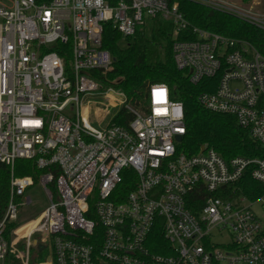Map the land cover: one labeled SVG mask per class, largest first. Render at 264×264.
I'll return each mask as SVG.
<instances>
[{"label": "built area", "instance_id": "2783aa9c", "mask_svg": "<svg viewBox=\"0 0 264 264\" xmlns=\"http://www.w3.org/2000/svg\"><path fill=\"white\" fill-rule=\"evenodd\" d=\"M195 1L264 31L259 1ZM157 17L174 24V61L190 83L217 79L200 104L233 116L264 146V57L247 42L193 26L177 2L0 0V163L11 171L0 264L8 252L30 264L31 249L45 240L39 264H264V215L253 210L264 196L237 192L246 172L264 185V159L227 161L206 146L180 152L185 111L169 86L155 84L145 102L125 106L107 78L114 60L103 48L104 26L130 38ZM182 33L195 40H178ZM92 104L122 105L134 118L99 131ZM18 160L34 161L39 177H17ZM36 184L49 205L27 222V236L17 235L25 223L8 244L6 226L20 223ZM37 234L42 241H33Z\"/></svg>", "mask_w": 264, "mask_h": 264}, {"label": "trees", "instance_id": "16d2710c", "mask_svg": "<svg viewBox=\"0 0 264 264\" xmlns=\"http://www.w3.org/2000/svg\"><path fill=\"white\" fill-rule=\"evenodd\" d=\"M35 1L40 5L51 0ZM170 1L179 4L180 12L193 26L247 42L264 57L263 30L195 0ZM243 1L246 4L251 3V0ZM173 34L174 24L160 17L139 27L136 34L130 38H123L111 23L104 26L103 48L110 52L114 60V66L107 73V78L112 83V88L124 93L125 106L138 107L145 102L151 86L166 84L172 91L173 98L184 106L186 134L181 139L180 152L192 156L206 146L214 149L227 161L235 157L264 159V146L256 142L248 130L239 126L233 116L210 112L200 104L198 100L200 94L212 92L217 79H204L198 85L190 83L184 73L176 67L172 52L175 41ZM186 35L187 33L180 34L178 40H195ZM133 118L131 112L122 108L114 122L119 126H128ZM10 172L8 166L0 163V220L5 216L10 199ZM15 175L38 178L40 171L37 170L34 161L18 160L15 164ZM237 186L240 188L237 192L250 200H258L264 196V185L254 181L249 172H246ZM20 226L19 222L7 224L3 237L8 244L12 240L13 230ZM43 248L39 245L34 248L33 253L31 249L30 264L45 261L47 256L43 257ZM18 249L25 250L23 242L18 244ZM34 253L39 256L33 257ZM4 264H22V262L8 252Z\"/></svg>", "mask_w": 264, "mask_h": 264}, {"label": "rangeland", "instance_id": "374dc122", "mask_svg": "<svg viewBox=\"0 0 264 264\" xmlns=\"http://www.w3.org/2000/svg\"><path fill=\"white\" fill-rule=\"evenodd\" d=\"M254 1H259L261 3L262 6L260 9H262V11L264 12V0H254ZM93 100L102 103H106L107 101L104 99H100L99 97L93 98ZM112 101L113 100L110 99L109 102ZM100 108H102V105L95 106L94 104H92V110L90 112L91 125L95 129L99 131H103L105 127L109 125L111 122H113L115 118L118 116L119 111L122 108V105H119L117 107H110L108 108V110H102V111L99 110ZM27 197L32 199V203L28 206L24 205L22 208H20L19 210L20 225L25 224L31 220H36L42 214V212L46 210V208L49 205L48 196L45 193L44 189L39 184H36L35 187L29 189L26 192V195L24 197V202L26 201ZM263 202L264 201L257 203L253 208L255 214L258 217H263L264 215V209L262 207ZM21 228L22 229L18 231V235H23L24 231L27 229L26 227L25 228L21 227ZM42 239H43V235L37 234L34 236L33 241L35 240L42 241ZM43 243L46 244L42 250L43 257H45L48 256L47 254L49 252V244L47 240H45ZM34 250L35 249L33 247L32 253L34 252ZM38 256L39 255L37 253L33 254V257H38Z\"/></svg>", "mask_w": 264, "mask_h": 264}, {"label": "bare ground", "instance_id": "6f19581e", "mask_svg": "<svg viewBox=\"0 0 264 264\" xmlns=\"http://www.w3.org/2000/svg\"><path fill=\"white\" fill-rule=\"evenodd\" d=\"M111 70H112V68H111L108 72H110ZM108 72H107V73H108ZM37 221H38V220H37ZM32 226H33V223H32V222L27 223L26 225H24L23 228L26 227L27 229H26V231L23 233V235H20V236H21V237L27 236V235L29 234V231L31 230V227H32ZM20 229H22V228H20ZM20 229H19V230H20ZM19 230H18V231H19ZM18 231H17V232H18Z\"/></svg>", "mask_w": 264, "mask_h": 264}, {"label": "water", "instance_id": "95a60500", "mask_svg": "<svg viewBox=\"0 0 264 264\" xmlns=\"http://www.w3.org/2000/svg\"><path fill=\"white\" fill-rule=\"evenodd\" d=\"M181 139H182V136H178V137H177V140H178V141H181ZM202 149H203V147H202Z\"/></svg>", "mask_w": 264, "mask_h": 264}]
</instances>
